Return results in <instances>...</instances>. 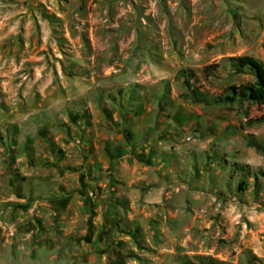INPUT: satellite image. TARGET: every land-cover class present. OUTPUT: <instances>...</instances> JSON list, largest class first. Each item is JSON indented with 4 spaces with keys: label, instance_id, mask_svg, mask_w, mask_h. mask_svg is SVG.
<instances>
[{
    "label": "rangeland",
    "instance_id": "rangeland-1",
    "mask_svg": "<svg viewBox=\"0 0 264 264\" xmlns=\"http://www.w3.org/2000/svg\"><path fill=\"white\" fill-rule=\"evenodd\" d=\"M244 55L264 0H0V264H264Z\"/></svg>",
    "mask_w": 264,
    "mask_h": 264
},
{
    "label": "trees",
    "instance_id": "trees-1",
    "mask_svg": "<svg viewBox=\"0 0 264 264\" xmlns=\"http://www.w3.org/2000/svg\"><path fill=\"white\" fill-rule=\"evenodd\" d=\"M232 61L236 68H248L253 71L256 78L254 89V92L257 93L256 98L264 101V65L256 58L248 55L233 57Z\"/></svg>",
    "mask_w": 264,
    "mask_h": 264
}]
</instances>
